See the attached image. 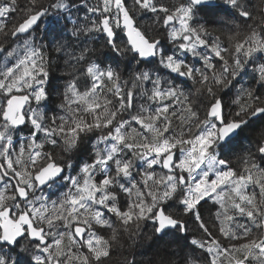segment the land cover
<instances>
[{
  "label": "snow or ice",
  "instance_id": "snow-or-ice-1",
  "mask_svg": "<svg viewBox=\"0 0 264 264\" xmlns=\"http://www.w3.org/2000/svg\"><path fill=\"white\" fill-rule=\"evenodd\" d=\"M0 264H264V0H0Z\"/></svg>",
  "mask_w": 264,
  "mask_h": 264
},
{
  "label": "trees",
  "instance_id": "trees-1",
  "mask_svg": "<svg viewBox=\"0 0 264 264\" xmlns=\"http://www.w3.org/2000/svg\"><path fill=\"white\" fill-rule=\"evenodd\" d=\"M21 2H22V0H21ZM252 190H255V191H257V192H258V189H250V191H252Z\"/></svg>",
  "mask_w": 264,
  "mask_h": 264
}]
</instances>
